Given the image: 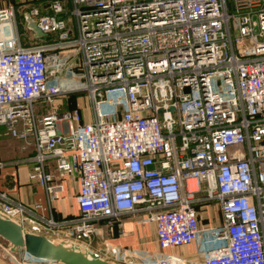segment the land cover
Instances as JSON below:
<instances>
[{
  "label": "built area",
  "instance_id": "1",
  "mask_svg": "<svg viewBox=\"0 0 264 264\" xmlns=\"http://www.w3.org/2000/svg\"><path fill=\"white\" fill-rule=\"evenodd\" d=\"M32 1L0 8V127L33 149L25 181L50 203L77 183L79 214L56 222L0 191V217L109 264H194L165 252L191 244L200 264H264V0ZM76 92L87 122L63 107ZM208 204L219 225L201 221ZM124 216L160 251L104 239L99 222ZM0 260L60 264L2 238Z\"/></svg>",
  "mask_w": 264,
  "mask_h": 264
},
{
  "label": "crops",
  "instance_id": "2",
  "mask_svg": "<svg viewBox=\"0 0 264 264\" xmlns=\"http://www.w3.org/2000/svg\"><path fill=\"white\" fill-rule=\"evenodd\" d=\"M22 0H0V8L9 4H16ZM47 0H33L31 3L36 4L42 14L43 6ZM35 36V35H34ZM50 40V38H43ZM24 45L29 42L22 37ZM84 99V96L76 98ZM85 102V100H83ZM80 106L83 111V121H89V112L87 111V104L75 103ZM89 110V109H88ZM4 127H0V160L5 163V166L0 169V191L7 193L16 202L30 206L35 214H40L46 219H53L56 222L74 218L79 214L78 207L75 202V193L77 190V183L65 181L63 183V192L58 201L49 202L44 190L35 183H28L25 181L26 166L29 159L33 156L32 148L26 150L21 149V142L4 134ZM36 205L40 207L34 208ZM200 219L204 224L219 225L221 223V214L217 206L208 204L199 208ZM120 223L121 225H118ZM61 227V225H60ZM98 230L104 239H107L112 245L131 248L138 250L141 253L156 254L158 251L155 231L153 225L140 226L136 223V217L124 216L121 221L102 220L98 224ZM97 245V237L91 240V246ZM196 246L194 244L182 247L171 248L165 252L174 256L182 257L183 259L194 264H200L201 261L195 255ZM0 264H4L0 260Z\"/></svg>",
  "mask_w": 264,
  "mask_h": 264
},
{
  "label": "water",
  "instance_id": "3",
  "mask_svg": "<svg viewBox=\"0 0 264 264\" xmlns=\"http://www.w3.org/2000/svg\"><path fill=\"white\" fill-rule=\"evenodd\" d=\"M27 20L28 28L37 38L46 37L34 21L29 17H27ZM158 112L161 113V110ZM0 238L8 242L12 246L13 251L23 250L37 259L53 261L60 264H109L100 258L89 257L87 253L79 251L76 246L68 248L62 243H53L40 235L23 234L20 226L1 217Z\"/></svg>",
  "mask_w": 264,
  "mask_h": 264
},
{
  "label": "rangeland",
  "instance_id": "4",
  "mask_svg": "<svg viewBox=\"0 0 264 264\" xmlns=\"http://www.w3.org/2000/svg\"><path fill=\"white\" fill-rule=\"evenodd\" d=\"M16 15H17V22H18V26H19V31H20V33H23L22 12L17 11ZM73 94H76V96H75V98L73 100L74 106L76 105L75 103H81V104L83 103L85 105V102H83L84 99L83 100L82 99H78L77 101H75L76 98H78L80 96H83L84 92H76V93H73ZM69 95L70 94H68V102L63 105V107L66 108V109H68V107H69Z\"/></svg>",
  "mask_w": 264,
  "mask_h": 264
},
{
  "label": "trees",
  "instance_id": "5",
  "mask_svg": "<svg viewBox=\"0 0 264 264\" xmlns=\"http://www.w3.org/2000/svg\"><path fill=\"white\" fill-rule=\"evenodd\" d=\"M76 94H70L69 95V107L68 108H71L73 106V100L75 98Z\"/></svg>",
  "mask_w": 264,
  "mask_h": 264
}]
</instances>
